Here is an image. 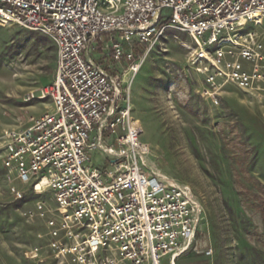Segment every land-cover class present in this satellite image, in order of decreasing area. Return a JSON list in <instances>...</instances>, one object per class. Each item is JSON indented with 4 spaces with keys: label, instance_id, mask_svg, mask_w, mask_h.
<instances>
[{
    "label": "built area",
    "instance_id": "2783aa9c",
    "mask_svg": "<svg viewBox=\"0 0 264 264\" xmlns=\"http://www.w3.org/2000/svg\"><path fill=\"white\" fill-rule=\"evenodd\" d=\"M0 20L44 33L58 48L56 79L42 95L51 108L0 129L7 179L52 193L54 255L72 264H163L169 255L176 264L203 233L205 210L186 185L151 169L125 77L173 28L191 36L192 58L205 63L204 93L218 102L235 84L264 102V45L242 32L264 21V0H0ZM101 53L111 61H96ZM97 152L106 164L94 163ZM37 213H47L41 201Z\"/></svg>",
    "mask_w": 264,
    "mask_h": 264
},
{
    "label": "rangeland",
    "instance_id": "374dc122",
    "mask_svg": "<svg viewBox=\"0 0 264 264\" xmlns=\"http://www.w3.org/2000/svg\"><path fill=\"white\" fill-rule=\"evenodd\" d=\"M248 31L264 45V21L247 23L242 32ZM196 48L187 32L170 28L135 76L125 77L151 169L186 185L205 210L203 233L179 264H264V102L235 84L225 85L214 101L204 93L205 63L192 58ZM57 72L51 37L0 20V129L25 125L50 109L42 95ZM94 159L97 166L108 162L101 152ZM13 182L0 157V264H72L48 246L47 220L56 213L52 193ZM13 185L23 198L15 197ZM38 201L47 207L44 217ZM35 247L38 255H26Z\"/></svg>",
    "mask_w": 264,
    "mask_h": 264
},
{
    "label": "crops",
    "instance_id": "0c3cea01",
    "mask_svg": "<svg viewBox=\"0 0 264 264\" xmlns=\"http://www.w3.org/2000/svg\"><path fill=\"white\" fill-rule=\"evenodd\" d=\"M105 55H106V54H104V53L96 54V55L94 56V58H95L96 61L101 62V63H104V62L108 61V58H105V57H104ZM105 64H106V63H105ZM180 260H181V257H179V258L177 259L176 264H179V261H180ZM164 264H166V263H164ZM168 264H170V263L168 262Z\"/></svg>",
    "mask_w": 264,
    "mask_h": 264
},
{
    "label": "trees",
    "instance_id": "16d2710c",
    "mask_svg": "<svg viewBox=\"0 0 264 264\" xmlns=\"http://www.w3.org/2000/svg\"><path fill=\"white\" fill-rule=\"evenodd\" d=\"M46 39H48V38H46ZM264 204V203H263ZM262 213H263V215H264V205H263V208H262Z\"/></svg>",
    "mask_w": 264,
    "mask_h": 264
}]
</instances>
